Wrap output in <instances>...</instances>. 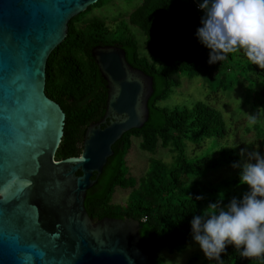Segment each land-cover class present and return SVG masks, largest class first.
Wrapping results in <instances>:
<instances>
[{"label": "trees", "instance_id": "obj_1", "mask_svg": "<svg viewBox=\"0 0 264 264\" xmlns=\"http://www.w3.org/2000/svg\"><path fill=\"white\" fill-rule=\"evenodd\" d=\"M97 0L67 22L64 39L49 53L45 65V94L64 111L63 135L55 151V160L77 156L88 125L99 121L107 100L106 81L91 54L95 45L113 44L125 51L127 61L152 76L153 91L147 107L148 118L140 128L124 132L111 146L113 154L106 160L96 181L86 190L84 208L92 221L103 217L133 218L140 225L150 264H164L161 250H182L191 243L190 220L201 214L199 203L224 202L239 199L249 190L239 182L240 166L246 161L245 138L237 137L249 126L233 119L227 124L222 113L208 99L187 96L179 102L162 104L181 84V75L192 79L203 77L217 82L211 93L226 90L231 70L248 75L264 106V69L250 64L243 51L228 54L223 61L208 63L209 49L198 42L194 33L200 26L203 10L193 0H141L127 15L110 26L103 19L92 17L81 21L82 13L101 6ZM257 84V85H256ZM212 87V86H211ZM259 143L256 151L264 154V125L254 123ZM140 150L153 155L158 148L168 152L170 161L149 156L146 169L139 175L129 173L125 156L132 139ZM259 141V142H258ZM237 144L236 148L227 147ZM250 144V143H249ZM254 162V161H252ZM239 164L230 179L220 181L221 196L205 199L200 188L191 183L194 176L221 166ZM130 168V166H129ZM131 171V169H130ZM79 174V171L76 172ZM117 189L123 190L120 203L112 202ZM204 190L217 191L204 186ZM201 197L197 199V197ZM219 206V205H218ZM224 206V207H225ZM220 207V206H219ZM208 259V258H207ZM211 264H264V255L245 258L231 244L226 245L220 259Z\"/></svg>", "mask_w": 264, "mask_h": 264}, {"label": "water", "instance_id": "obj_2", "mask_svg": "<svg viewBox=\"0 0 264 264\" xmlns=\"http://www.w3.org/2000/svg\"><path fill=\"white\" fill-rule=\"evenodd\" d=\"M96 1L0 0V191L7 194L0 195V264L151 263L137 220L92 221L84 208L111 146L148 118L152 76L120 46L92 47L106 81L105 112L87 126L79 155L54 158L65 114L45 94L46 59L68 20Z\"/></svg>", "mask_w": 264, "mask_h": 264}, {"label": "clouds", "instance_id": "obj_3", "mask_svg": "<svg viewBox=\"0 0 264 264\" xmlns=\"http://www.w3.org/2000/svg\"><path fill=\"white\" fill-rule=\"evenodd\" d=\"M198 7L203 15L194 35L209 49L208 63L243 51L250 64L264 69V0H202ZM251 122H256L254 116ZM248 156L238 176L249 190L225 207L210 203L190 220L191 238L209 260L220 259L228 244L241 257L264 255V154L253 150Z\"/></svg>", "mask_w": 264, "mask_h": 264}, {"label": "rangeland", "instance_id": "obj_4", "mask_svg": "<svg viewBox=\"0 0 264 264\" xmlns=\"http://www.w3.org/2000/svg\"><path fill=\"white\" fill-rule=\"evenodd\" d=\"M141 0H103L101 6H93L92 9L87 10L82 13L81 21H87L92 17H97L103 19L110 26L115 27L119 25L118 19L122 16L127 15L131 10H133ZM238 75L235 76V72L231 70L228 73L226 81L229 83L226 90L220 89L215 93H211L210 88H215L217 82L210 83L208 79L203 77H196L188 79L185 75H181V84L179 87L173 89V95L168 99L162 101V104H169L168 102L173 103L179 102L191 95L196 98L204 99L205 96L208 101L218 108L223 115V118L227 124L233 123V119L238 121L236 123L242 122V126H249V131L242 133L241 128L238 125L237 137L242 139L245 138L247 145L242 147L246 152L243 160H249L248 153L256 150V146H259V143L251 145L252 141L255 142V129L254 124L251 122L252 117H255V121H260L264 125V106L260 103L257 98V94L253 91L257 90L258 87H253L248 75L243 70L238 69ZM257 85V84H256ZM212 86V87H211ZM249 142H251L249 144ZM259 142V141H258ZM149 156L153 157H162L166 161H170L168 152L164 151L162 148L156 149L153 155L142 151L138 147V141L136 138L132 139V143L129 151L125 156L126 164L128 167L129 173L139 175L143 169H146ZM247 162V161H246ZM237 167L226 165L217 167L210 171H207L201 177L194 176L191 180V183L196 182L201 192L205 193V199L209 197L221 196L220 192V181L222 179H230L234 173L237 171L238 166L241 163L236 164ZM130 166V168H129ZM131 169V171H130ZM204 186L209 188H215L217 191H206ZM123 190L117 189L112 196V202L115 204H123L126 201L127 195L124 196L122 193ZM124 198V202L120 203V200ZM213 203V202H212ZM210 203L203 204L199 203V206L202 208V212ZM220 207H224V202H219ZM162 258L164 259V264H211L208 259L204 256L203 252L200 250L198 244L194 241L186 245L182 250H173L170 252L167 248L161 250Z\"/></svg>", "mask_w": 264, "mask_h": 264}, {"label": "flooded vegetation", "instance_id": "obj_5", "mask_svg": "<svg viewBox=\"0 0 264 264\" xmlns=\"http://www.w3.org/2000/svg\"><path fill=\"white\" fill-rule=\"evenodd\" d=\"M91 179H92V177H91ZM38 214H39V219L44 223V208H41L40 210H38Z\"/></svg>", "mask_w": 264, "mask_h": 264}, {"label": "snow or ice", "instance_id": "obj_6", "mask_svg": "<svg viewBox=\"0 0 264 264\" xmlns=\"http://www.w3.org/2000/svg\"><path fill=\"white\" fill-rule=\"evenodd\" d=\"M0 195H2L4 197V199H7V194L5 192L0 191ZM0 211H3V205L0 204Z\"/></svg>", "mask_w": 264, "mask_h": 264}]
</instances>
